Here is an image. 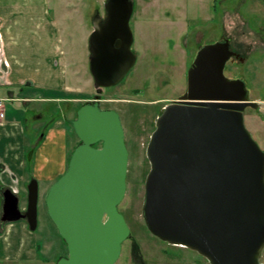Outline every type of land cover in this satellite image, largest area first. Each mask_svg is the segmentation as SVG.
<instances>
[{
	"label": "water",
	"instance_id": "water-1",
	"mask_svg": "<svg viewBox=\"0 0 264 264\" xmlns=\"http://www.w3.org/2000/svg\"><path fill=\"white\" fill-rule=\"evenodd\" d=\"M105 9V17L94 15L89 38L98 93L71 120L81 142L45 196L68 247L57 264H115L131 234L119 209L127 191L125 130L120 113L103 108L100 99L136 64L134 3L107 0ZM234 57L243 59L227 37L202 45L186 91L158 116L147 147L142 215L154 236L195 250L210 264H262L264 150L245 124V110L258 102L245 78L226 75ZM2 193V220L26 219L35 230L38 180L29 183L25 211L10 188Z\"/></svg>",
	"mask_w": 264,
	"mask_h": 264
},
{
	"label": "rangeland",
	"instance_id": "rangeland-1",
	"mask_svg": "<svg viewBox=\"0 0 264 264\" xmlns=\"http://www.w3.org/2000/svg\"><path fill=\"white\" fill-rule=\"evenodd\" d=\"M132 1V48L137 62L119 84L104 88L100 101L103 108L120 113L129 151L127 191L119 209L131 228V234L123 242L122 253L115 264H210L197 251L163 241L146 227L142 208L145 182L151 168L146 148L165 100L176 97L187 88V71L199 48L227 37L243 59L230 60L225 73L229 77L247 80L250 98L258 102V107L246 109L245 124L264 150V0ZM36 2L40 9L45 5L40 0ZM48 2L46 8L50 21L47 29L42 28L40 61L50 53L52 65L49 62L51 67L47 66L40 72L38 68L29 67L16 71L28 82L44 86L37 95H43L41 91L49 88L54 97L82 98L74 103L69 100L34 102L26 110L29 135L35 125L36 131L42 135L47 127L55 126V117L63 122V128L69 131L66 137L70 158L77 144V135L63 117L72 118L83 103L94 100L96 88L90 68L89 38L96 12L99 11L103 17L107 14V0ZM54 18L60 22L62 31L61 27L51 25ZM64 63L66 69L63 68ZM158 100L161 101L155 103ZM6 103L9 109L16 110L17 103ZM38 114L42 117L37 118ZM29 167L32 170L31 165ZM31 170L27 173L30 177ZM27 179L23 185L28 187L31 180L37 178ZM55 181H39L38 225L33 232L42 249L36 259L21 261V264H56L58 257L68 254V247L49 214L44 196L45 187H51ZM18 197L23 209L28 195ZM261 263L264 264V250Z\"/></svg>",
	"mask_w": 264,
	"mask_h": 264
},
{
	"label": "crops",
	"instance_id": "crops-1",
	"mask_svg": "<svg viewBox=\"0 0 264 264\" xmlns=\"http://www.w3.org/2000/svg\"><path fill=\"white\" fill-rule=\"evenodd\" d=\"M40 3L45 4L41 9L35 5L36 0H0V99H4V113L0 115V261L3 264H21V261L36 259L38 251L42 249L27 220H2L3 190L10 188L18 196H26L28 187L23 185L26 178L35 177L38 182H52L61 176L68 166L66 136L69 131L63 128V122L55 117V126L47 127L41 135L36 131L35 125L29 135L26 110L39 101L58 103L69 100L74 103L82 100L51 96L52 91L49 88L41 91L43 95H37L39 89L44 86L18 76V69L38 68L40 72L41 69L52 65L48 51L45 52L48 53L45 60L40 61L42 28L47 29L50 21L46 8L48 0H40ZM58 22V19L54 18L51 25L61 27ZM60 30L62 31V27ZM63 68L66 69L65 63ZM47 86L51 87L49 84ZM65 88L64 85L63 89ZM9 101L17 103L16 110L8 108L6 102ZM40 116L42 117L40 114L36 115L37 118ZM63 118L72 119L67 115ZM79 143L77 136L74 149ZM29 170L32 171L31 177L27 174ZM49 188L50 186L45 187L44 196Z\"/></svg>",
	"mask_w": 264,
	"mask_h": 264
},
{
	"label": "flooded vegetation",
	"instance_id": "flooded-vegetation-1",
	"mask_svg": "<svg viewBox=\"0 0 264 264\" xmlns=\"http://www.w3.org/2000/svg\"><path fill=\"white\" fill-rule=\"evenodd\" d=\"M105 17V16H104ZM231 48L234 50V48L231 46ZM235 52H237L236 50H234ZM237 53H239V52H237ZM237 57H234L233 59H236ZM232 59V60H233ZM137 62V61H136ZM227 66V65H226ZM189 70V69H188ZM187 83H188V71H187ZM187 89V88H186ZM186 89H185V91H186ZM184 91V92H185ZM183 92V93H184ZM102 93V92H101ZM137 93H139V92H137ZM183 93H181V94H179V95H177L176 97H173V98H168V99H166L165 101H166V103L164 104V107H163V110L166 108V106L168 105V104H170L172 101H175L176 99H178ZM95 96L97 95V91H96V93L94 94ZM95 96H94V100H95ZM93 100V101H94ZM100 101H102V95H101V99H100ZM161 100H158V101H155V103L156 102H160ZM163 112V111H162ZM162 112L160 113V114H162ZM159 114V115H160ZM155 129H156V127H155ZM154 132V131H153ZM152 135V134H151ZM150 139H151V136H150ZM149 142H150V140H149ZM149 144V143H148ZM147 147H148V145H147ZM146 151H147V148H146ZM150 162V161H149ZM26 208H27V206L25 207V208H23L22 210H26ZM68 255V254H67Z\"/></svg>",
	"mask_w": 264,
	"mask_h": 264
},
{
	"label": "built area",
	"instance_id": "built-area-1",
	"mask_svg": "<svg viewBox=\"0 0 264 264\" xmlns=\"http://www.w3.org/2000/svg\"><path fill=\"white\" fill-rule=\"evenodd\" d=\"M4 106H3V102H2V100H0V115H3V113H4Z\"/></svg>",
	"mask_w": 264,
	"mask_h": 264
},
{
	"label": "trees",
	"instance_id": "trees-1",
	"mask_svg": "<svg viewBox=\"0 0 264 264\" xmlns=\"http://www.w3.org/2000/svg\"><path fill=\"white\" fill-rule=\"evenodd\" d=\"M84 104V103H83ZM78 108V107H77ZM75 116H76V114H75ZM67 121L71 124V119H67ZM71 126H72V124H71ZM70 157H71V155H70ZM66 244V243H65ZM60 257H58V259H59ZM58 259L56 260V263H57V261H58Z\"/></svg>",
	"mask_w": 264,
	"mask_h": 264
}]
</instances>
